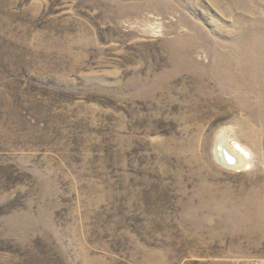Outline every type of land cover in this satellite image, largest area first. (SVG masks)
I'll return each instance as SVG.
<instances>
[{"label": "rangeland", "instance_id": "374dc122", "mask_svg": "<svg viewBox=\"0 0 264 264\" xmlns=\"http://www.w3.org/2000/svg\"><path fill=\"white\" fill-rule=\"evenodd\" d=\"M0 264H264V0H0Z\"/></svg>", "mask_w": 264, "mask_h": 264}, {"label": "bare ground", "instance_id": "6f19581e", "mask_svg": "<svg viewBox=\"0 0 264 264\" xmlns=\"http://www.w3.org/2000/svg\"><path fill=\"white\" fill-rule=\"evenodd\" d=\"M228 147V144H226L225 142L223 144H220L218 149L219 154L228 165L237 167L239 165V161H237L236 163V158L234 156L239 155V153H231L230 150L232 149H229L228 151Z\"/></svg>", "mask_w": 264, "mask_h": 264}]
</instances>
